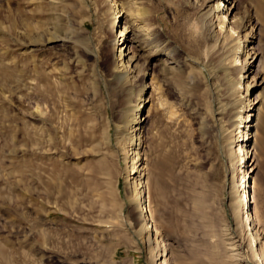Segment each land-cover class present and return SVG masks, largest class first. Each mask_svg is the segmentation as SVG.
<instances>
[{
	"label": "rangeland",
	"instance_id": "374dc122",
	"mask_svg": "<svg viewBox=\"0 0 264 264\" xmlns=\"http://www.w3.org/2000/svg\"><path fill=\"white\" fill-rule=\"evenodd\" d=\"M112 1L114 25L106 0H0V264H225L224 170L243 153L240 119L264 114V0L232 11L247 26L231 45L257 55L241 82L233 53L200 36L195 0ZM124 26L141 40L134 72L118 51L134 43L115 44ZM260 135L246 193L254 175L264 228ZM135 154L161 247L145 246L129 200ZM237 166L236 185L252 168Z\"/></svg>",
	"mask_w": 264,
	"mask_h": 264
},
{
	"label": "bare ground",
	"instance_id": "6f19581e",
	"mask_svg": "<svg viewBox=\"0 0 264 264\" xmlns=\"http://www.w3.org/2000/svg\"><path fill=\"white\" fill-rule=\"evenodd\" d=\"M106 2H108L109 5L107 8V12L111 16L110 22L112 25H114L118 20L117 14L118 12L123 10V7L121 9L115 8V5L111 4V2H113L112 0H106ZM235 4H236V0H195L196 8L199 10L197 13V27L199 26L201 28L200 36L203 39H206V42L208 43L209 48H211L212 53H217V52L219 53L220 51H222L223 49L225 50L226 48L229 49L227 55L233 53L232 56L230 55L231 59H229L228 63L229 66L233 68V70L237 73L239 80L241 82L242 80L241 78L243 74H245V72L248 73L252 70V66L255 59L257 58V55L255 54V52H250V49L252 47L247 46L246 44L244 46H241L239 44L231 45L232 38L235 37L233 33L234 32L236 33L237 31L240 32L241 30H245L246 29L245 27L247 26L246 20L243 17L244 15L240 17V16H236L235 13L232 14V11L236 7ZM229 14L232 15L229 18V21L231 20V25L228 24L227 22L228 17H226V15ZM214 24H216V26H214ZM132 30L133 29L130 28L129 26H124L122 30L119 31V36H116L115 39V44L116 46L118 45L117 46L118 49L122 44L126 43V40H130L132 43H134V46L130 45L129 50L127 52H124L122 47H120V50H118L120 51V58L122 61L120 66H123L124 69L126 68V70L127 71L129 70L130 72H134L139 68L138 66H139L140 54L138 53L137 46H140V41H141L140 39L132 38L134 35ZM245 35L248 41L249 38L248 34L245 33ZM211 55L213 56V54ZM198 64L200 63L197 61V65ZM115 70H117L116 75L118 74L121 76L123 75L122 73H119L120 71L119 69H115ZM249 85L247 84L248 87ZM250 104L251 105L248 104L250 106L249 109L252 110L255 105H253V103ZM256 114H257L256 123H250L253 117L251 116V113H248L246 116H243L240 119L239 121L240 123L245 122L244 125L245 131L243 132V134L237 137L236 139L237 148L234 151V153L238 151L239 154L243 152L242 154H240L239 160L237 161V163L239 162L238 166H240V169L246 167V165L247 168L250 166L252 168L251 169L245 168L241 170L242 175L239 180L240 182L237 185L233 184L234 183L233 180L235 179H233L234 170L232 168L234 166L235 167L237 166V164L233 162L234 160L230 159L231 161L230 163L231 165L229 166L230 168L227 167L228 166L227 165L225 167L223 174L224 188L227 191L229 190L230 193V197L228 202L225 204L226 206L225 208H226V213L228 214V217L230 219L229 222L231 223V224L230 223L226 224L222 230V236L224 237L225 246L228 252H226V254L224 255L227 257L224 259L223 257H221L220 260H223L225 264H264V228L261 223L263 220L261 221V215L258 210H255L254 213H252V211L250 213L249 211L251 204L258 203L260 197L258 183L256 182L257 180L254 177V175L252 177L253 195L250 196L249 193H246V190L248 191L249 189V180L251 177L250 173L253 172L254 169L257 167V163L255 164L254 160L252 161L251 164L248 162V160L252 156L255 158L254 156L255 149H257L259 147V144L262 142L261 139L262 136L260 134L264 125V114L259 113V111ZM138 124L141 123L138 122ZM238 126L239 125H237V127ZM137 158L138 157L136 154L135 156L134 155L132 156L131 165H129V168L127 169L126 181L127 183H129L127 184V186L130 189L129 200H133L132 202H134L135 200V203L137 202L134 211L136 212L137 217L141 218V222L139 224V231L141 232L143 231L145 235V238L143 240L145 246L150 249L152 247V244L156 246L157 243L161 247L160 241L158 237H156L155 235L157 234V231L155 228H153L151 220H149L150 218L149 219L147 218L148 205L146 202L147 199L145 197V192L143 189V186L145 185L144 184L145 181L143 182L139 181L140 175H137V173L140 172V167L139 165H136L138 162L135 159ZM210 170L212 174L218 172V168L216 167V165L210 168ZM204 175L206 177L208 173ZM233 186H236V188ZM237 187H242L241 189L242 193H239V188ZM143 197L144 200L142 199ZM232 221H234V223ZM154 245L153 247L155 248ZM163 255H164V249L162 248L159 251V253H157V256L162 257ZM213 259L218 260V256L213 254ZM160 264H162V262H160ZM182 264H187V263H182Z\"/></svg>",
	"mask_w": 264,
	"mask_h": 264
}]
</instances>
